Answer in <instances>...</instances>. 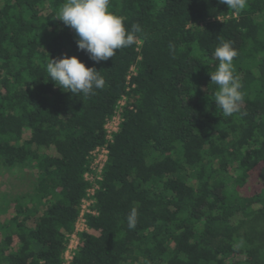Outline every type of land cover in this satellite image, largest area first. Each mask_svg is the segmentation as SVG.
Returning <instances> with one entry per match:
<instances>
[{
    "label": "trees",
    "instance_id": "trees-1",
    "mask_svg": "<svg viewBox=\"0 0 264 264\" xmlns=\"http://www.w3.org/2000/svg\"><path fill=\"white\" fill-rule=\"evenodd\" d=\"M64 2L0 0V174L33 179L0 192V264H65L91 187L84 174L104 145L95 214L67 264H264V0L239 12L218 0H110L141 31L98 63L56 18ZM223 41L238 52L244 96L231 117L210 78ZM62 54L100 71L104 87L56 86L46 65Z\"/></svg>",
    "mask_w": 264,
    "mask_h": 264
},
{
    "label": "clouds",
    "instance_id": "clouds-1",
    "mask_svg": "<svg viewBox=\"0 0 264 264\" xmlns=\"http://www.w3.org/2000/svg\"><path fill=\"white\" fill-rule=\"evenodd\" d=\"M219 3L239 12L246 7L247 0H218ZM76 34L78 50L85 51L94 62L106 61L116 55L117 50L132 46L136 33L141 31L138 23L131 30L125 27V17L110 10V0H65L57 17ZM238 55L232 41H223L214 50L218 60L216 70L210 74L211 82L218 86L215 105L225 117L241 113L244 96L242 84L235 74L234 58ZM46 71L49 79L61 89L72 94L88 96L102 89L104 78L94 67H86L76 56L62 54L60 58L48 57ZM243 114V113H241ZM138 208L130 209L126 217L128 228L134 229L138 220Z\"/></svg>",
    "mask_w": 264,
    "mask_h": 264
},
{
    "label": "built area",
    "instance_id": "built-area-1",
    "mask_svg": "<svg viewBox=\"0 0 264 264\" xmlns=\"http://www.w3.org/2000/svg\"><path fill=\"white\" fill-rule=\"evenodd\" d=\"M121 102L119 103V106L123 104H121ZM120 122L121 117L119 110H117L114 116L107 122L105 126L107 141L111 140L112 135L117 131ZM107 155L108 151L106 145L96 148L91 154L92 160L89 166V170L84 174V179L91 185V187L87 189L86 196L81 202L80 214L75 225V230L68 237V244L64 253L65 264H67L68 261L72 258L73 253L77 248L79 242L78 234L85 230V215L89 213L95 214L91 210V207L95 202L93 195L95 190L97 189L96 182L101 180V172L105 162L107 161Z\"/></svg>",
    "mask_w": 264,
    "mask_h": 264
},
{
    "label": "rangeland",
    "instance_id": "rangeland-1",
    "mask_svg": "<svg viewBox=\"0 0 264 264\" xmlns=\"http://www.w3.org/2000/svg\"><path fill=\"white\" fill-rule=\"evenodd\" d=\"M32 182L33 179L29 170L16 169L14 172L5 171L0 174V192L10 191L12 194H15L19 189V191L23 192ZM19 191L18 193H20Z\"/></svg>",
    "mask_w": 264,
    "mask_h": 264
}]
</instances>
